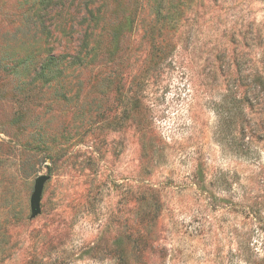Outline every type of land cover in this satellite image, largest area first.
Wrapping results in <instances>:
<instances>
[{"label":"rangeland","instance_id":"obj_1","mask_svg":"<svg viewBox=\"0 0 264 264\" xmlns=\"http://www.w3.org/2000/svg\"><path fill=\"white\" fill-rule=\"evenodd\" d=\"M0 264H264V0H0Z\"/></svg>","mask_w":264,"mask_h":264},{"label":"water","instance_id":"obj_2","mask_svg":"<svg viewBox=\"0 0 264 264\" xmlns=\"http://www.w3.org/2000/svg\"><path fill=\"white\" fill-rule=\"evenodd\" d=\"M47 178H48L47 175L42 174L36 180L35 189L31 197V205L34 214H37L40 211V206H39L40 196L44 187V183Z\"/></svg>","mask_w":264,"mask_h":264},{"label":"trees","instance_id":"obj_3","mask_svg":"<svg viewBox=\"0 0 264 264\" xmlns=\"http://www.w3.org/2000/svg\"><path fill=\"white\" fill-rule=\"evenodd\" d=\"M59 57L57 56H54V55H49L48 56V60H47V63L50 65V66H57L59 64ZM262 77V76H261Z\"/></svg>","mask_w":264,"mask_h":264}]
</instances>
